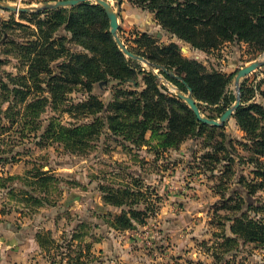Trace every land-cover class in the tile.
I'll return each instance as SVG.
<instances>
[{"label":"rangeland","instance_id":"1","mask_svg":"<svg viewBox=\"0 0 264 264\" xmlns=\"http://www.w3.org/2000/svg\"><path fill=\"white\" fill-rule=\"evenodd\" d=\"M0 1L27 7L28 13L59 9L68 13L80 5L54 8L46 5L59 0ZM106 1L118 12L117 34L130 52L136 48L134 40L141 34L151 36L160 44L171 42L169 34L146 9L127 0L119 8L117 0ZM86 2L95 3V0ZM19 13L0 8L1 20L13 19L26 26L23 29L14 24L0 25L16 43L34 38L31 33L35 30L34 17L22 19ZM53 35L61 37L65 45V50L60 52L62 57L51 63L56 72L60 71L58 66L64 58L87 53L64 26L58 27ZM175 42L183 58L202 64L207 71L233 73L227 90L235 98L240 99V86L244 84L258 86L252 99L263 100L264 64L237 82L235 78L240 68L264 60V52L256 53L236 41L225 42L210 51ZM132 53L142 59L124 56L141 70L155 74L165 88L163 91L176 96L189 94L172 80L181 81L174 68ZM27 68L28 65L21 63L15 46L0 42V80L7 82L9 75L24 74ZM141 76L136 75L139 83L136 88L130 84L118 85L112 80L105 86L93 85L91 94L107 104L117 88L142 90L145 85ZM4 92L0 89L2 109L6 106L1 100ZM45 96L50 97L48 93ZM86 97L87 92L80 85L69 83L63 103L58 101L61 104L54 107L48 102L39 115L36 130L29 120L13 125L0 114V124L6 126L2 134L4 146L11 149L5 156L17 154L20 158L0 161V264L12 257L19 246L27 256L24 264H76V260L81 264H219L224 260L264 264V248L252 242L237 240L223 255L218 249L223 235L234 237L229 229L232 219L243 213L254 217L258 211L248 210L247 206L264 202V190L249 193L244 186L253 177L252 164L239 157L247 154L239 144L246 140L233 115L219 128L196 131L176 147H158V153L157 147L153 150L157 140L150 131L146 133V145L137 146L106 129L82 154L67 151L58 141L40 138L51 118L65 126L91 120L92 116L77 114L71 107ZM195 101L202 116L219 120L221 115L216 106ZM216 140H225L226 148L230 152L234 149L236 156L225 151L212 155ZM38 165L42 170H50L54 177L32 183L35 179L29 175ZM109 189L129 193L110 197ZM30 192L34 197H30ZM115 200H126L127 204L117 206L111 202ZM131 208L146 212L142 222L133 221L127 228L112 223L114 215ZM261 215L259 211L257 217ZM13 236L21 240L12 244Z\"/></svg>","mask_w":264,"mask_h":264},{"label":"trees","instance_id":"2","mask_svg":"<svg viewBox=\"0 0 264 264\" xmlns=\"http://www.w3.org/2000/svg\"><path fill=\"white\" fill-rule=\"evenodd\" d=\"M120 4L123 0H119ZM133 5L146 9L153 15L156 23L169 34L171 42L160 44L147 34L135 38L131 52L140 54L153 62L174 68L180 80L172 79L182 88L187 84L192 96L198 102L214 105L219 116L225 107L235 101V95L227 90L230 75L218 71H207L205 67L181 56L175 41L183 42L191 48L202 51L217 49L225 42L244 43L256 53L264 52V0H127ZM20 17H34V38L14 42L6 29H0V42L12 44L17 48L22 64L28 65L26 73L9 75L6 81L0 80V89L5 90L1 100L6 102L0 114L13 125L28 120L37 128L39 115L48 102L54 107L64 101L68 84L80 85L87 92L85 100L71 104L74 112L82 116H92L91 120L65 126L51 118L40 138L46 141H58L63 147L76 154L85 153L87 146L104 130L114 136L123 137L133 144L146 145V133H153L157 144L153 150L168 146L176 147L196 131L215 130L218 126H209L197 119L193 111L176 95L163 91L155 74L141 70L131 64L115 44L109 31V23L103 7L86 2L65 9L39 10L31 13L20 12ZM26 26L13 19L3 21L0 25L8 27ZM64 26L73 40L87 53L71 54L59 64L56 72L51 63L62 57L65 45L61 37H55L54 31ZM3 37L2 41L1 38ZM173 38L175 41H173ZM141 74L145 85L142 90L117 88L113 98L107 104L91 94L93 85L105 86L112 80L118 85L139 86L136 75ZM12 84V87L10 86ZM258 86H240V105L235 109L233 118L244 133L246 142H239L247 154L239 156L252 164L251 182L244 183L248 192L264 190V96L262 101L252 99ZM48 93L50 97L45 96ZM199 106V105H197ZM72 112V109L69 110ZM6 126L0 124V161H19L17 154L10 158L5 155L11 150L4 146ZM195 134V133H194ZM222 135V132H220ZM223 142L216 140L212 145V155L219 151L229 154L236 151L226 148ZM11 145V144H10ZM13 147L16 144H12ZM12 147V146H11ZM232 149V148H231ZM238 155V154H237ZM39 165L29 175L38 181H47L54 177L50 170H42ZM11 179L17 176H9ZM128 194V190L107 191L110 197L118 193ZM140 193V192H139ZM29 195L28 192L23 193ZM142 195V193H141ZM30 197H34L30 192ZM114 205L127 204L126 200L111 201ZM248 210L261 211V216L254 217L240 214L232 219L229 229L234 237L223 235L219 245L221 255L237 240L252 242L264 248V202L259 206L248 205ZM146 212L143 210H122L114 215L112 223L127 228L133 221L142 222ZM217 256L215 252L214 257ZM57 264V262H54ZM58 264H63L59 262ZM76 264H81L76 260ZM219 264H244L224 260Z\"/></svg>","mask_w":264,"mask_h":264},{"label":"water","instance_id":"3","mask_svg":"<svg viewBox=\"0 0 264 264\" xmlns=\"http://www.w3.org/2000/svg\"><path fill=\"white\" fill-rule=\"evenodd\" d=\"M86 1H90V0H59L57 2H55V4L53 5H46L47 7H59V6H76L79 5L83 2ZM95 4H98L100 6L103 7L104 11L106 12V15L108 17L109 20V31L112 34L115 43L117 44L118 48L123 52V54H125L126 56H129L131 58H138V59H142V57L137 56L135 54H133L132 52H130L127 47L124 45V43L121 41V39L119 38L118 34H117V30H118V12L113 11L112 7L110 6V4L106 1V0H95ZM120 1L117 0V6L118 8L120 7ZM0 8L6 9V10H11L14 12H27L30 9L27 7H20V6H13L10 4H6V3H2L0 1ZM264 64V60L262 61H255L252 62L250 64H248L245 67L240 68L237 71V75H236V82L239 81V79L245 75H247L249 72H251L253 69H255L256 67L260 66ZM186 87V89L188 90L189 94L188 95H184L181 93H178V97L185 100V102L187 103V105L189 106V108L193 111V113L196 115L197 119L201 122H204L206 124H210L213 126H220L222 125L225 121H227L229 118H231V116L233 115L235 109L240 105V99L239 97L236 98L235 103L227 108L223 114L220 116L219 120H214V119H210V118H206L204 116L201 115L199 108L196 104L195 99L192 96V90L191 88L183 83Z\"/></svg>","mask_w":264,"mask_h":264},{"label":"crops","instance_id":"4","mask_svg":"<svg viewBox=\"0 0 264 264\" xmlns=\"http://www.w3.org/2000/svg\"><path fill=\"white\" fill-rule=\"evenodd\" d=\"M19 236V235H18ZM14 240H11L10 243L14 244L15 240L20 241V238H17L16 236H13ZM15 246V245H14ZM26 254L21 249V246L15 248V254H13L12 257L8 258L7 261L4 262V264H24L26 262ZM29 264V263H27Z\"/></svg>","mask_w":264,"mask_h":264}]
</instances>
